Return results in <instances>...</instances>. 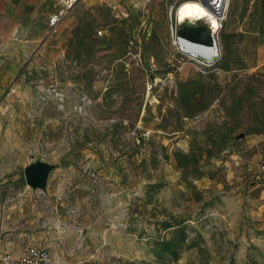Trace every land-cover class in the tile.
Wrapping results in <instances>:
<instances>
[{
  "label": "rangeland",
  "instance_id": "obj_1",
  "mask_svg": "<svg viewBox=\"0 0 264 264\" xmlns=\"http://www.w3.org/2000/svg\"><path fill=\"white\" fill-rule=\"evenodd\" d=\"M187 1L83 0L51 33L53 0H0V165L67 264H264V0L218 1L212 63L176 46Z\"/></svg>",
  "mask_w": 264,
  "mask_h": 264
},
{
  "label": "crops",
  "instance_id": "obj_2",
  "mask_svg": "<svg viewBox=\"0 0 264 264\" xmlns=\"http://www.w3.org/2000/svg\"><path fill=\"white\" fill-rule=\"evenodd\" d=\"M53 3L59 6L58 0H53ZM10 185L9 174H5L3 166L0 165V250L19 258L29 246H38L36 218H31L30 225L24 217L25 210L15 207L18 205L13 204L15 197L11 194ZM28 224L30 231L27 230Z\"/></svg>",
  "mask_w": 264,
  "mask_h": 264
},
{
  "label": "water",
  "instance_id": "obj_3",
  "mask_svg": "<svg viewBox=\"0 0 264 264\" xmlns=\"http://www.w3.org/2000/svg\"><path fill=\"white\" fill-rule=\"evenodd\" d=\"M175 41L178 46L184 44L206 56H210V52L215 48V39L204 21L178 25L175 30ZM52 169L53 166L44 161L30 163L25 168V178L28 185L33 189H44Z\"/></svg>",
  "mask_w": 264,
  "mask_h": 264
},
{
  "label": "bare ground",
  "instance_id": "obj_4",
  "mask_svg": "<svg viewBox=\"0 0 264 264\" xmlns=\"http://www.w3.org/2000/svg\"><path fill=\"white\" fill-rule=\"evenodd\" d=\"M212 5H207L199 0H189L183 2L177 10V26L184 24H195L199 21H204L208 25L210 33L215 39V48L210 52V56L200 54L199 52L192 50L190 47L181 44L177 45V48L187 56L199 60L204 63L215 61L219 56V43L217 33L222 26L223 11L221 10L218 1L208 0Z\"/></svg>",
  "mask_w": 264,
  "mask_h": 264
},
{
  "label": "built area",
  "instance_id": "obj_5",
  "mask_svg": "<svg viewBox=\"0 0 264 264\" xmlns=\"http://www.w3.org/2000/svg\"><path fill=\"white\" fill-rule=\"evenodd\" d=\"M56 11L48 16V26L51 33L59 32L66 16L83 0H58ZM176 30V29H175ZM176 42V41H175ZM0 264H67L43 246H29L23 255L14 258L11 253L0 250Z\"/></svg>",
  "mask_w": 264,
  "mask_h": 264
}]
</instances>
